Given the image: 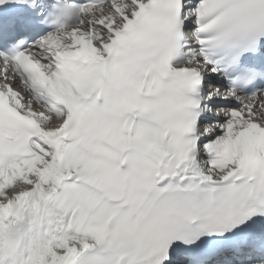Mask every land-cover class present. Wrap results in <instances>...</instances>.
<instances>
[{
	"label": "snow or ice",
	"instance_id": "snow-or-ice-1",
	"mask_svg": "<svg viewBox=\"0 0 264 264\" xmlns=\"http://www.w3.org/2000/svg\"><path fill=\"white\" fill-rule=\"evenodd\" d=\"M0 264H264V0H0Z\"/></svg>",
	"mask_w": 264,
	"mask_h": 264
}]
</instances>
